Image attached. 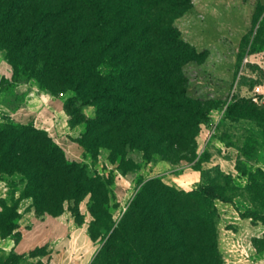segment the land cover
<instances>
[{
	"label": "trees",
	"instance_id": "1",
	"mask_svg": "<svg viewBox=\"0 0 264 264\" xmlns=\"http://www.w3.org/2000/svg\"><path fill=\"white\" fill-rule=\"evenodd\" d=\"M184 2L0 0V51L11 67V82L33 81L49 93L70 90L62 109L69 123L85 124L78 139L85 151L94 156L106 148L121 173L138 169L132 153L145 162L152 155L171 164L184 161L199 172L189 190L158 175L140 180L112 226L111 176L66 160L44 130L3 117L0 179H8L9 196L0 199V237L18 236L16 201L26 197L36 216L58 215L66 203L78 225L83 219L78 204L87 197L92 220L86 232L91 241L99 239L87 264H223L214 200L264 225V169H249L237 186L216 165L201 169L207 160L195 153L198 125L211 105L188 95L181 73L185 63L202 56L171 24ZM105 61L116 67L103 75L98 67ZM87 105L94 108L91 117L80 112ZM234 169L240 170L236 162ZM235 197L248 206L235 203ZM43 252L34 248L28 256ZM23 258L8 253L0 264Z\"/></svg>",
	"mask_w": 264,
	"mask_h": 264
},
{
	"label": "rangeland",
	"instance_id": "2",
	"mask_svg": "<svg viewBox=\"0 0 264 264\" xmlns=\"http://www.w3.org/2000/svg\"><path fill=\"white\" fill-rule=\"evenodd\" d=\"M182 8L178 15L171 18V24L179 39L201 52L202 56L197 62L185 63L181 67V73L187 79L188 95L199 97L211 105L207 108L205 118L198 125L195 153L200 155L201 159L207 160L200 164L203 170L217 166L215 161L219 157L231 155L233 163L236 162L240 168L239 171L234 169L236 173L232 176L233 182L237 186H242L249 169L255 167L264 169V110L258 111L264 105H257L248 98V89L254 83H264V0H186ZM245 55H249L250 62L244 64L237 78L238 68ZM115 67L116 65L105 61L99 65L98 70L106 75ZM0 71L11 74V67L1 51ZM0 89L6 96V102L14 107L20 106L24 100V90L44 94L45 100L39 108L41 110L44 107V110L39 117L41 119L39 123H49L51 136L44 128L38 129L44 130L62 149L66 160L85 162L98 173L111 176V198L107 211L112 226L119 220L140 180L158 175L184 190L193 188L199 181L198 178L195 183L186 185L181 182L179 175L191 169L184 161L171 164L161 160L157 155H152L149 161L145 162L140 161L138 155L132 153L131 157L138 162V169L121 173L116 167V162L110 163L108 160L106 148H99L94 156L85 151L78 143L85 124L69 123V118L62 109L63 101L72 94L70 90L62 89L49 93L39 89L33 81H19L14 84L3 74H0ZM49 99L53 103H48ZM58 103L61 104V108L59 112H54L56 108L52 105ZM93 109L87 105L81 107L80 112L85 117H91ZM11 121L19 123L13 119ZM4 122V119H0V123ZM26 123L33 125L35 122L30 120ZM209 126H213L214 131L208 137L206 130ZM214 175V171L209 173L210 177ZM5 181L8 188V179ZM234 202L248 206L246 201L238 197L234 198ZM86 203L87 197L78 204L85 229L92 220L86 210ZM69 214L72 217L70 212ZM228 226L231 225L225 224V219L219 215L218 247L223 264H264V258L261 260L252 258L253 249L251 253L246 249L242 252L233 249L234 239L231 238L230 231H226L227 228H231ZM99 233L100 236L103 235L104 230L100 229ZM98 240H90L92 243L87 247V256L90 255V259L99 245ZM251 243L256 251L262 250L264 235L253 239ZM0 257L4 258L5 255L0 254Z\"/></svg>",
	"mask_w": 264,
	"mask_h": 264
},
{
	"label": "crops",
	"instance_id": "3",
	"mask_svg": "<svg viewBox=\"0 0 264 264\" xmlns=\"http://www.w3.org/2000/svg\"><path fill=\"white\" fill-rule=\"evenodd\" d=\"M5 78H10V73H2ZM6 96L3 90L0 89V119L7 117L16 122L25 124L28 121L35 122L33 126L36 128H44L48 131L49 123H39L44 107L39 110L42 102L45 100L42 92H27L24 90V100L20 106L14 107L6 102ZM53 103L50 99L48 103ZM51 106V105H50ZM56 109L54 112H59L61 104L52 105ZM37 122V123H36ZM227 148V147H226ZM229 148V146H228ZM215 164L224 173H229L232 176L236 173L233 167V158L219 157ZM198 171L190 169L182 172L179 177L181 182L195 183L198 178ZM9 196L8 188L5 182L0 179V199H6ZM18 197V191H14L13 198ZM214 204L219 215L225 219V224H230L231 238L234 239L233 249L235 251L246 249L248 253L253 254L252 258L261 260L264 258V248L256 251L251 241L261 238L264 235V225L259 221H252L248 218H240L237 212L233 209L230 203L214 200ZM58 215L42 214L36 216L31 206V199L20 198L16 201L15 211L18 214L17 227L14 229L18 233L17 237L6 236L0 237V254L5 256L8 253L22 254L24 258L17 264H87L90 255L87 253V247L92 243L86 234V229L83 223L76 224L69 212L65 209ZM220 209V212H219ZM26 224L29 226L27 227ZM44 248V252L34 256H28V252L34 248Z\"/></svg>",
	"mask_w": 264,
	"mask_h": 264
},
{
	"label": "built area",
	"instance_id": "4",
	"mask_svg": "<svg viewBox=\"0 0 264 264\" xmlns=\"http://www.w3.org/2000/svg\"><path fill=\"white\" fill-rule=\"evenodd\" d=\"M247 62H250L249 55H245L242 60L241 64L238 68L237 78L241 74V69ZM60 95L62 93H59ZM248 98L251 102L257 105H264V83L256 82L248 89ZM214 131L213 126H209L206 130V135L209 137Z\"/></svg>",
	"mask_w": 264,
	"mask_h": 264
}]
</instances>
